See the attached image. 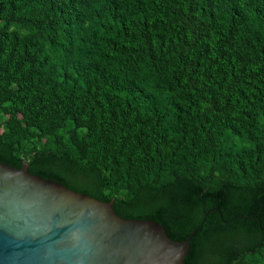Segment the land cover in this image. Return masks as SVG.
Segmentation results:
<instances>
[{
    "label": "trees",
    "instance_id": "16d2710c",
    "mask_svg": "<svg viewBox=\"0 0 264 264\" xmlns=\"http://www.w3.org/2000/svg\"><path fill=\"white\" fill-rule=\"evenodd\" d=\"M0 162L264 264V0H0Z\"/></svg>",
    "mask_w": 264,
    "mask_h": 264
},
{
    "label": "water",
    "instance_id": "95a60500",
    "mask_svg": "<svg viewBox=\"0 0 264 264\" xmlns=\"http://www.w3.org/2000/svg\"><path fill=\"white\" fill-rule=\"evenodd\" d=\"M149 220L0 162V264H185L190 242Z\"/></svg>",
    "mask_w": 264,
    "mask_h": 264
}]
</instances>
